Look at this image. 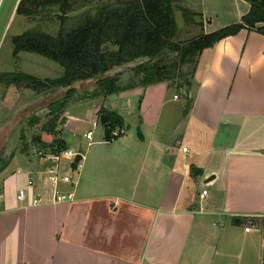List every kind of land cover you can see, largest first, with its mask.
I'll return each instance as SVG.
<instances>
[{
  "label": "crops",
  "instance_id": "1",
  "mask_svg": "<svg viewBox=\"0 0 264 264\" xmlns=\"http://www.w3.org/2000/svg\"><path fill=\"white\" fill-rule=\"evenodd\" d=\"M250 8L203 0L202 33ZM193 80L186 113L167 107L179 100L167 83L92 107L120 115L124 133L88 145L72 202L34 205L41 180L27 182L46 165L14 155L0 174V264H263L262 230L233 217L264 216V35L242 30L204 50Z\"/></svg>",
  "mask_w": 264,
  "mask_h": 264
},
{
  "label": "trees",
  "instance_id": "2",
  "mask_svg": "<svg viewBox=\"0 0 264 264\" xmlns=\"http://www.w3.org/2000/svg\"><path fill=\"white\" fill-rule=\"evenodd\" d=\"M176 1L123 0L99 7L95 14H87L76 26H68V14L77 9L76 0H21L16 9L17 16L32 18L48 8L58 7L64 23L55 35L31 29L13 37L14 56L21 53L39 55L58 64L63 68V74L57 79L42 80L17 72L4 76L6 83L38 94L68 89L63 99L55 100L49 106L54 116L52 131H55L61 114L76 93L73 87L77 83L95 81L96 90L89 95L90 99L108 98L135 89L145 90L161 83H167L169 89L181 90L194 76L204 50L242 30L264 35V0H245L251 8L240 22L210 34L202 33L188 42H176ZM182 12L187 24L203 26L201 13L198 22L188 9H182ZM171 54L176 56L175 59L158 63L166 61ZM138 60H146V63L135 67L130 82L123 85L121 74L115 70ZM187 66L192 67L190 72L185 71ZM190 106L191 103L186 105L185 113ZM100 113L106 116L105 140L117 139L119 136H113V132L124 130L123 118L105 108ZM47 148L56 154L66 150L67 146L65 141L56 139ZM233 225L259 228L264 238V216H236Z\"/></svg>",
  "mask_w": 264,
  "mask_h": 264
},
{
  "label": "rangeland",
  "instance_id": "3",
  "mask_svg": "<svg viewBox=\"0 0 264 264\" xmlns=\"http://www.w3.org/2000/svg\"><path fill=\"white\" fill-rule=\"evenodd\" d=\"M16 1L0 0V174L16 154H22L24 161H31L32 165L39 163L41 161L39 153H49L47 147L52 145L56 139L65 141L67 149L83 155L89 148V141L85 138L86 133L90 130L94 131L92 142H97L103 138L105 132L104 124L99 122L100 118L92 107L107 98H89V95L96 90L94 80L74 85L76 93L61 114L55 131H52L53 122L51 121L54 116L50 113L49 106L53 101L63 99L68 89L61 88L38 94L31 89L17 87L15 84L7 85L4 76L17 72H23L42 80L57 79L63 74V68L58 64L39 55L21 53L14 56L12 44L13 37L31 29H39L52 35L57 34L64 23L60 17L59 8H48L43 13L28 18L16 16L13 13ZM76 1L77 9L68 14L69 20L66 21L68 26H76L87 14H95L99 7L116 4L123 0ZM202 2L203 0L176 1L175 11L178 25L176 42H188L202 34V27L187 24L182 12V9H188L194 13L195 20L200 22ZM175 57L171 54L166 61L162 60L158 63H166ZM142 63H146V60H138L115 70L121 74L123 85L130 82L134 76L133 69ZM191 70V66L185 68L186 72ZM188 83L181 90L169 89L168 98L173 100L177 95L179 100L167 107L172 106L177 110L178 107H185L191 103L195 95L193 77ZM124 99V96H111L106 101V107L119 108ZM89 111H92L90 116H88ZM69 115L68 124L59 128L61 119ZM94 122H99L97 127L93 126ZM127 122L132 123L130 117H127ZM203 145H206V142H203ZM188 147L191 146L188 145ZM82 164L83 160L80 162L78 171L81 170ZM66 165L68 166V163ZM42 178L41 174L34 176V179L42 180Z\"/></svg>",
  "mask_w": 264,
  "mask_h": 264
},
{
  "label": "built area",
  "instance_id": "4",
  "mask_svg": "<svg viewBox=\"0 0 264 264\" xmlns=\"http://www.w3.org/2000/svg\"><path fill=\"white\" fill-rule=\"evenodd\" d=\"M178 99V96H175ZM100 122V120H99ZM99 122H94L93 126L97 127ZM101 123V122H100ZM124 130H116L113 132V136H121ZM94 137V131L90 130L86 133L85 138L92 143ZM81 153L75 152L72 149H66L59 153H39V157L42 162L45 163L46 169L42 171L41 191L32 196V202L34 205L44 203H65L72 202L74 200L73 190L77 186L78 181V167H74V161ZM68 163V166L66 165ZM68 167V168H67ZM68 169V170H67ZM37 186V181L34 178H30L27 182L28 189H34ZM63 186H68L72 191H65ZM28 189H21L18 192V199L25 201L29 192ZM208 191L205 189L202 191L201 197H207Z\"/></svg>",
  "mask_w": 264,
  "mask_h": 264
},
{
  "label": "water",
  "instance_id": "5",
  "mask_svg": "<svg viewBox=\"0 0 264 264\" xmlns=\"http://www.w3.org/2000/svg\"><path fill=\"white\" fill-rule=\"evenodd\" d=\"M189 85H190V83H188ZM100 122H101V124H105V122H106V116L105 115H101L100 116ZM67 123V117L65 116V117H63L62 119H61V121H60V124H59V128H61L63 125H65ZM82 160V156L81 155H78L77 157H76V159H75V161H74V167L75 168H77L78 167V164H79V162ZM215 179V177L214 176H212V177H210L209 179H207V181H206V183H209V182H211L212 180H214Z\"/></svg>",
  "mask_w": 264,
  "mask_h": 264
}]
</instances>
